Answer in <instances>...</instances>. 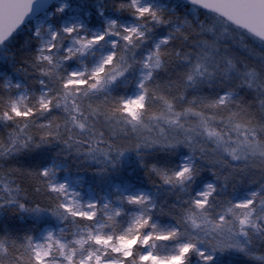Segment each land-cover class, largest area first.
I'll list each match as a JSON object with an SVG mask.
<instances>
[{"label":"snow or ice","instance_id":"snow-or-ice-1","mask_svg":"<svg viewBox=\"0 0 264 264\" xmlns=\"http://www.w3.org/2000/svg\"><path fill=\"white\" fill-rule=\"evenodd\" d=\"M0 264H264V0H0Z\"/></svg>","mask_w":264,"mask_h":264},{"label":"trees","instance_id":"trees-1","mask_svg":"<svg viewBox=\"0 0 264 264\" xmlns=\"http://www.w3.org/2000/svg\"><path fill=\"white\" fill-rule=\"evenodd\" d=\"M243 259V258H242Z\"/></svg>","mask_w":264,"mask_h":264}]
</instances>
